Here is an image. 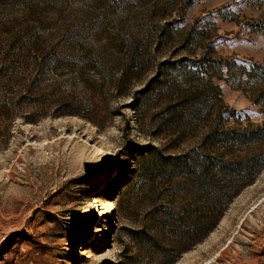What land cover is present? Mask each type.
<instances>
[{"label": "rangeland", "instance_id": "obj_1", "mask_svg": "<svg viewBox=\"0 0 264 264\" xmlns=\"http://www.w3.org/2000/svg\"><path fill=\"white\" fill-rule=\"evenodd\" d=\"M37 27L52 28L43 39L70 29L80 49L127 48L98 70L91 58L89 89L54 77L25 110L38 120L0 124V264H166L150 161L199 147L207 121L210 148L231 155L226 209L174 264H264V0H0L1 53ZM202 80L220 90L210 117L195 115V94L179 109Z\"/></svg>", "mask_w": 264, "mask_h": 264}, {"label": "trees", "instance_id": "obj_2", "mask_svg": "<svg viewBox=\"0 0 264 264\" xmlns=\"http://www.w3.org/2000/svg\"><path fill=\"white\" fill-rule=\"evenodd\" d=\"M51 30V27H37L39 35L17 48L18 51L13 50L16 53L3 54L0 51V124L5 123L6 133L18 117L31 122L38 120L37 114L28 115L25 110L41 102L46 91L58 83L56 78L71 74L77 82L80 80L82 87L89 89L81 78L83 72L91 70V58L97 59V67L93 69L98 70L103 66L100 60L105 52L112 50V56H118L123 47L127 48L124 44L123 47H110L97 42L89 48L80 49V45L66 40L69 35H74L70 29L53 32L46 39L41 37V34ZM57 36L61 38L55 43L52 39ZM86 51L88 56H85ZM75 59L77 62H70ZM74 64L77 71L73 72L71 68ZM196 64L202 67L203 61ZM218 65L209 61V66ZM47 82L52 84L41 88ZM210 89L220 95L219 87L211 81L202 80L197 92L189 90L185 93L184 103L179 109L187 113L191 101L189 97L195 94L199 102L196 109L192 108L196 110L195 115L201 113L210 117L207 113ZM189 118L186 125L191 127L196 121L191 115ZM203 130H206V135L199 147L167 154L165 163L158 158L150 161V188L162 192V201L152 212L158 218V232L166 229V264H174L183 254L203 242L217 227L226 209L221 207L228 198L226 184L232 171L224 168V159L231 155L221 153L216 147L210 148L215 142L213 123L207 121ZM248 135L243 134L240 139H246Z\"/></svg>", "mask_w": 264, "mask_h": 264}, {"label": "bare ground", "instance_id": "obj_3", "mask_svg": "<svg viewBox=\"0 0 264 264\" xmlns=\"http://www.w3.org/2000/svg\"><path fill=\"white\" fill-rule=\"evenodd\" d=\"M101 152V151H100Z\"/></svg>", "mask_w": 264, "mask_h": 264}]
</instances>
